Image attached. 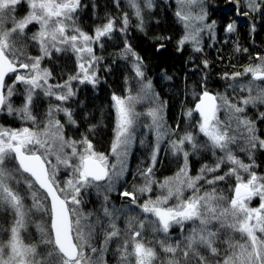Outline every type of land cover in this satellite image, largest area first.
<instances>
[{"label":"snow or ice","instance_id":"6c2138e0","mask_svg":"<svg viewBox=\"0 0 264 264\" xmlns=\"http://www.w3.org/2000/svg\"><path fill=\"white\" fill-rule=\"evenodd\" d=\"M234 2L238 9L242 4L247 7L246 16L249 12L264 14V0ZM200 3L201 0H176L174 15L185 29L177 42L178 50L191 42L197 46L195 50L200 51L199 37L205 29L214 38L216 22L205 23L207 12L203 8L198 13L192 11L193 6ZM21 4L27 5V12L18 17L17 7ZM127 4L139 21L137 27L143 31V12L155 7L154 0H142V3L141 0H127ZM81 7V0H0V112L6 110L9 115H18L22 121L31 124L30 127L20 128L0 125V209L12 216L11 224L4 230L7 239H0V264H106L103 253L108 251L111 241L121 238V230L115 223L118 217L114 215L119 210L107 206V195L104 196L103 215L109 223L103 230V242L99 248L92 246L96 225L83 223L88 217L83 216L76 206L82 202V189L103 186L107 192L113 191V180L122 177L126 171L124 158L140 115L135 111V104L154 93L151 81L145 82L142 58L125 40L119 55L123 59H131L132 70L141 87L136 96L130 92L126 97L112 96L116 125L111 153L116 156L117 163H110L108 155L96 151L87 135H82L79 140L66 138L64 125L55 118V113L63 112L69 124H76L72 110L62 106L64 101L75 95L71 82L79 80L82 84L87 82L95 86L94 66L101 58L94 54L93 45L103 47L105 38L111 39L115 31L125 33L129 25V16L125 13L119 21L108 17L105 23L95 27L93 34H89L76 22ZM32 24L39 28L29 38L26 30ZM235 28L233 21L227 24L225 31L234 32ZM21 39L35 42L40 55L26 56L27 45L17 47V41ZM69 49L76 54L77 73L70 75L63 84H50L52 73L42 68L41 62L53 51ZM258 59L260 64L247 66L243 72L233 73L231 77L225 74L224 78L235 80L250 74L252 81H264V57ZM204 64L207 67V61ZM8 79L12 82L8 83ZM17 85L24 86L20 107H14L12 103ZM248 90L251 92V88ZM38 92L60 102L49 105L43 122L33 114ZM257 102L264 103V90L257 96L244 98L241 104L247 106ZM163 107L160 104L146 113L152 120L149 127L155 130L157 137L151 156L153 166L157 161L159 142L168 134L161 115ZM222 107L231 113L227 123L217 115ZM194 112L199 113L196 127L207 138L206 142L198 144L191 132H185L171 141L173 154L183 153L184 166L174 178H167L159 185L166 194L138 204L137 193H149L153 184L157 183L152 179V166L140 173L144 177L143 186L121 193L131 205L139 207L145 219L135 224L138 218L129 217L128 235L117 244L119 264H157L158 261L159 264H192V261L195 264H212L210 257L216 258L215 264H264V176L252 170L254 162L244 163L229 147L240 139L233 134L235 130L231 128V119L236 120L237 129L242 128L247 134L248 147L240 151L248 152L249 160H252L255 149H264V139L256 135L254 122L242 115L244 107L231 103L226 96L212 95L206 88L198 96L195 108L189 109L185 115L191 118ZM261 116L264 117V113ZM186 144H190L193 151L211 148L213 156H216L217 149L223 155L216 156L214 165H203L193 177L188 173ZM224 165L229 166L228 170L218 175ZM60 168L71 170L63 187L57 180ZM229 178H234L230 196L215 187ZM105 181L107 183L102 185L101 182ZM201 181L211 190H202L198 186ZM185 189L191 190L192 195L185 198ZM254 197H259L258 207L250 206ZM28 199L31 204L25 203ZM172 199L176 203L169 206ZM34 214L41 216V220L35 223L38 239L31 240L29 237L31 242H28L24 234L29 224L33 223ZM149 216L153 219L148 220ZM188 222L196 226L182 239L171 242L168 236L170 230L178 226L183 231ZM97 223H100L99 218ZM146 224L151 226L154 236L163 233V238L147 239L144 233ZM225 232L229 235L221 240ZM233 233H238L240 240H235ZM157 246L166 259L161 260ZM86 249L98 255L94 258Z\"/></svg>","mask_w":264,"mask_h":264},{"label":"trees","instance_id":"16d2710c","mask_svg":"<svg viewBox=\"0 0 264 264\" xmlns=\"http://www.w3.org/2000/svg\"><path fill=\"white\" fill-rule=\"evenodd\" d=\"M81 4L82 7L77 13L76 22L83 31L89 34H92L97 25L105 23L108 17L116 18L119 21L125 13L129 16V25L125 33L115 31L111 39H104L103 47L99 44L94 45L95 55L101 58L99 60L100 70L97 83L95 86H78L74 90L75 95L71 101L72 103H69V109L72 110L76 124L68 131L75 139L79 134L80 136L81 134L87 135L96 151L99 152L107 153L112 140L114 115L113 112L111 115V111L104 113V110L112 108L113 94L121 97H125L128 92L136 94L134 91H137L140 85L139 78L135 76L132 70L131 59L126 60L119 55L124 47L125 40L142 58L145 82L147 80L151 81L156 101L159 105H164V122L175 133H172L175 139L186 132L184 125H189L183 121L184 113L192 109L193 104L205 88L215 95L219 94L226 96L229 100L232 99L238 91L242 92L241 84L252 79H250V74L238 77L235 80L225 79V74L231 77L233 73L243 72V69L247 66L260 64L261 60L258 57H264V14L249 12L246 16L244 13L248 11L247 7L242 4L238 9L234 0H201V7L207 12L205 23L211 24L215 21L216 24L214 38L207 29L201 33L198 45L200 51H196L195 47L197 46L194 47L189 43L178 50L177 42L183 36L184 28L174 15L176 8L173 1L154 0L155 7L150 11L145 10L143 12V31L137 27L139 21L128 6L127 0H118V4L117 0H81ZM233 21L236 24L235 31L226 32L227 24ZM119 27L120 24L117 23V28ZM159 37L165 39H157ZM23 41L25 43V40ZM160 45H163V47L161 48ZM205 61H207V67L204 64ZM58 63L53 61V57L46 63L44 62L52 73L51 80L55 82L64 81L67 79L66 76L69 75V70L67 73L60 66L61 63H59L60 65ZM254 83L258 86L256 87L258 90H264V81H254ZM244 92H242V98H247L249 95L257 96V94L249 91ZM249 106L250 109H245V118L254 122L256 135L264 139V117L261 116V113H264V106L259 102ZM182 109L185 110L184 113ZM197 119L198 116L193 113L191 121L194 123L192 125L196 124ZM1 122H5L2 113H0ZM90 128L92 131H89ZM193 132H196V129H193ZM242 133L243 137L246 133L244 131ZM246 138L247 134L244 140L240 142L242 148L248 147ZM196 140L203 144L201 136H198ZM140 145L141 142L137 135L132 147L133 154L129 159L130 170L127 171L125 176L127 184H130L129 182L136 171L146 169L142 166L146 165V162H139L140 157L135 162L136 154L138 155L142 151ZM237 147L238 143L233 145L231 150L244 163L254 162L256 173L263 174L264 149H255L252 153V160H246L245 156L249 158L248 152H238L237 154V150L240 149ZM198 149L199 151L196 154L189 151L188 157L189 172L196 175L203 165H211L215 161V158L212 160V153H209L208 149ZM171 158L179 163V158L177 160L172 156ZM194 160L200 162L198 168L195 167ZM155 164L153 166V172H155L153 177L157 179L160 178L164 169L170 172L172 169L178 171L181 167L166 162L162 163L158 159ZM132 171H134L133 174ZM233 183L234 181L229 178L226 181L219 182L215 187L222 190L225 195L230 196ZM205 185L204 183L202 186ZM123 188L122 185L115 193L109 192L107 195L108 201L115 206L122 204L120 191ZM128 189L127 187L126 190ZM93 190L92 187L84 189L80 194V199L83 212L85 214L91 213L90 222L96 225L92 246L99 248L103 242V230L107 228L109 219L104 216L100 218L96 213L95 207L99 206V198L104 200V195L95 193ZM98 218L100 223H97ZM115 223L121 230V238H126L128 228L125 220L116 219ZM215 227H218V225ZM215 227L213 230H215ZM228 235L229 233L225 232L220 239L223 240ZM173 238L176 237L173 236ZM176 240L170 238L173 243ZM118 243L119 240L111 241L108 245V251L103 253L106 264H119V254L116 251ZM41 250L43 251V249ZM87 250L90 251V249ZM157 251L160 252L158 246ZM202 252L208 255L205 250H202ZM97 255L91 253L94 258ZM160 257L166 259L162 252H160ZM210 259L212 264H215L216 258L210 257ZM192 264H195V262L192 261Z\"/></svg>","mask_w":264,"mask_h":264},{"label":"rangeland","instance_id":"374dc122","mask_svg":"<svg viewBox=\"0 0 264 264\" xmlns=\"http://www.w3.org/2000/svg\"><path fill=\"white\" fill-rule=\"evenodd\" d=\"M166 1H173V3L175 4V8L177 7L176 6V0H166ZM201 3L196 5V6H193L192 8V11L193 13H198L201 9ZM27 12V5L26 4H21L17 7V13L16 15L19 17V16H23L25 15ZM200 26V25H198ZM202 27V26H201ZM39 26L36 25V24H32L28 27V29L26 30L27 32V36L30 38V36L36 32L38 30ZM184 28V27H183ZM206 30V29H205ZM184 32H185V29H184ZM93 34V32H92ZM25 40V43L24 41ZM189 44L193 45L191 42H189ZM21 45H27L26 49H25V55L26 56H38L40 55V52H39V46L35 43V42H32L30 39H21V40H18L17 41V47H20ZM194 46V45H193ZM195 47V46H194ZM93 51H94V54L95 53V50H94V45H93ZM51 57H53V61L54 62H59L61 63V67L64 68V70L68 73V70H69V75L66 76L67 79L70 75H75L78 71V68H77V58H76V54H74L70 49L67 50V51H64V52H55L53 51L52 55L50 57H46L42 62H41V67L42 68H47V65L44 64V62L46 63V61H48ZM132 64V62H131ZM59 67V66H58ZM48 69V68H47ZM49 70V69H48ZM100 70V64H99V61L95 64L94 66V71H95V75L97 77V80H98V72ZM62 72V71H61ZM65 74V72H64ZM12 79H14V77H12ZM12 79H8V83H11L12 82ZM65 79V80H67ZM251 79V78H250ZM64 80V81H65ZM64 81H61V82H55L53 80H51V78L49 79V83L50 84H63ZM251 82V83H250ZM83 85L85 86H92L91 83H80L79 80H73L71 82V87L73 89V91L75 89L78 88V86L82 87ZM243 85H245L243 87V89L245 90H248V86L250 85H254L255 88L258 87L254 81L252 80H248L246 81ZM140 87L141 85H139V87L137 88V91H134L136 94H131L133 96H136L139 91H140ZM244 90V91H245ZM23 91H24V86L23 85H17V91H16V95L13 96L12 98V103H13V106L14 107H20L23 103ZM262 91V89H257L256 88V91L254 89V92L255 94H259L260 92ZM243 92V91H242ZM245 93V92H244ZM129 95V92L127 93L126 96ZM125 96V97H126ZM73 98V96L71 97ZM69 98L67 101H64L63 102V107L65 108H69L70 105V99ZM57 103H60L59 101H56L54 97H45L43 95V92H38V97H37V100H36V104H37V107L34 108L33 110V114L37 116L38 120L43 122L45 120V114L48 110V107L49 105H55ZM219 103V101H218ZM114 104V102H113ZM113 104H112V107H113ZM263 104L264 106V103H261ZM159 104L156 103V101L152 98L149 99L147 96L145 98H143L140 102L136 103L135 104V111L137 113H140V115L138 116L137 118V123L135 125V129H134V136H133V139L131 141V144L128 148V154L127 156L124 158L125 159V163H126V171L124 172L123 176L120 177L119 179H114L113 180V191H111L112 193H115L118 188H121V186L123 185L124 188L120 191V197L122 198V204H119L117 206H115L113 203H110L109 201L107 202V206L110 208V209H116V210H119L117 211L116 213H114L115 216H117V220L119 219L120 221L121 220H125L126 224H128V219L129 217H132V216H136L138 219L134 222L135 224H138L139 223V220H144L145 219V214L141 213L139 207H137L136 205H131L130 203V200L127 199V198H124L121 193H123L124 191H133L134 188H138V187H141L143 186L144 184V177L140 174L141 172H143L145 169H141L140 171H136L134 173V171H132V174L134 175V177L130 180V184H127L126 181H125V176H126V173L128 170H130L129 168V159L131 158V155L133 154V150H132V147H133V144H134V141L137 137V135L139 136V140L141 142V147H142V151L140 152V154H136L135 156V162L137 161V159L139 158V162H142V161H145L146 162V165H142L144 167H146V169L150 166L153 167V163H152V159H151V156H152V152L153 150L156 148V145H157V137H156V133H155V130L150 128L149 126L151 125L152 123V120H151V117L147 116L146 113L148 112L149 109L151 108H154L156 106H158ZM71 109V108H70ZM113 110H114V129H115V125H116V112H115V108L113 107ZM2 113V115L4 116L5 118V122H1L0 125L4 126V127H10V128H20V127H23V126H31L30 122H25V121H22L18 115H9L7 113V111H3V112H0ZM161 115L163 116V111L161 113ZM219 119L221 121H224L225 123L229 122L230 120V116H231V113L224 107H222L220 109V111L217 113ZM187 117V116H186ZM55 118L56 119H59L61 121V123L64 125V132H65V135H66V138H71V139H75L73 135H71V133L68 131V129L70 128V125L68 122H67V118L64 116V113L63 112H59V113H55ZM200 117L197 119V122L196 124H193L194 122L191 121V118L187 117V123L189 126L187 125H184L185 126V131L186 132H191L193 129H196V132H191V133H194L193 135L197 138L198 136H201V140L203 142H206V137L203 136V134L199 133V129L198 127H196L198 121H199ZM164 125H165V128L168 130V134L165 135L159 142V150L157 152V158H158V155H159V151L161 150V152L163 154H170L174 159L177 160V158H179V167H183L184 166V156H183V153H180V154H173V151L171 149V141L172 140H175V137L172 136V131L171 129H169V125L166 124V122H164ZM68 126V127H67ZM196 127V128H195ZM68 128V129H67ZM231 128L234 131L233 134L237 135V136H241L243 135V129H237V123H236V120L234 118L231 119ZM69 132V133H68ZM246 134L243 136V137H239L240 139L238 140V147L237 148H242L241 147V141L244 140ZM81 138L80 135L76 136V140H79ZM113 138H114V130H113ZM197 142V140H196ZM164 146H166V148H164ZM232 146L233 145H230L229 147L232 149ZM240 149L237 150V154L238 152H241ZM185 151H191V153H197L199 151V149H197L196 151H193L192 150V147L190 144H186L185 145V148H184ZM204 150V148L202 149ZM208 151L209 153H212V150L211 148H208ZM148 152V153H146ZM146 153V154H144ZM242 153V152H241ZM106 155H108L109 157V161L110 163H117V158L116 156H114L112 153H111V146L108 150L107 153H105ZM144 155H148V156H144ZM223 153L220 152L218 149L216 150V156H222ZM216 156H213V153H212V160H216ZM245 159L246 160H249L248 157L245 156ZM54 160V158H53ZM195 161V167L198 168L199 167V164L200 162ZM215 161L211 164V165H214ZM247 163H251V161L247 162ZM181 164V165H180ZM156 165V164H155ZM172 167V166H171ZM180 167V168H181ZM228 165H224L222 167L221 170H219L217 172L218 175H222L223 172H226L228 170ZM255 171V167H253V169ZM179 171V169H178ZM176 169H172L170 172H168V170L165 171V169L162 171V175L160 176V178H154L152 176V179L155 180L157 183L153 184L152 186V191L149 192V193H137V195L139 196V199H138V204H143L145 200L151 198V199H155L157 196H160V195H163V194H166L165 190L161 189L160 188V184L163 183L165 181V179L167 178H174L176 176V173L178 172ZM70 172L71 170L70 169H64V168H60L59 171H58V175H57V180L58 182L61 184V186L63 187V184H64V181H66L67 179H69L70 177ZM256 172V171H255ZM155 172H153L154 174ZM188 173L190 176H196L195 173H190L189 172V168H188ZM257 175H260V176H264V173L261 174V173H257ZM208 178L210 179L211 178V175L208 176ZM233 181H234V178H231ZM107 182H101L102 185L106 184ZM204 185V182L201 181L199 183V187L202 188V190H205V191H210V187L206 184L205 186H202ZM207 186V187H206ZM233 186H234V183H233ZM129 188L131 190H126V188ZM90 187H88L89 189ZM87 189V188H86ZM92 189H94L93 191L96 193H100V194H103L104 196L107 195L109 192L106 191V189L102 186L100 187L99 189H97L95 186L92 187ZM84 189H82L83 191ZM81 191V193H82ZM192 195V191L189 190V189H185V192H184V196L185 198H187L188 196H191ZM231 195V194H230ZM99 206L96 208L95 207V211L99 216L100 218H103V205H104V200L99 198ZM26 204H31V200L28 199L25 201ZM176 203V200L175 199H172L169 201V206H172ZM260 203V200H259V197H254L253 200L250 202V206L251 207H258ZM70 207H73L70 205ZM78 207V210L79 212L83 215V216H86L88 217L87 220H84L83 223L85 224H88V223H91L90 222V216H88V214H85L83 212V209H82V204H80L79 206H76ZM123 208V211L121 212V209ZM96 215V214H95ZM120 217V218H119ZM153 219L152 217H148V220H151ZM41 220V216L40 214H34L32 216V221L33 223H30L29 224V227H28V231L24 234L25 236V239L26 241L28 242H31L29 240V237L31 238V240H36L38 239V235L37 234V229H36V226H35V223L36 222H39ZM45 221H47V218L45 217L44 218ZM11 221H12V216L10 213L6 212L5 210L3 209H0V239H7V234L5 233V229H7L9 227V225L11 224ZM194 225L193 223L191 222H188L186 225H185V228L184 230L182 231L178 226L177 227H174L173 229L171 230H174V233L172 236H177L179 235V238L182 239L183 236H186L188 235L189 231L191 230V228H193ZM170 230V232H171ZM145 235L146 237H149L147 239L151 240V239H154L156 237V239H161L160 236L163 237V233H160L159 235L157 236H154L151 232V226L149 224H146L145 226ZM233 237L235 240H240V236L238 233H233ZM86 252L91 255V251H88L86 249ZM161 258V257H160ZM164 258H161V260H163ZM158 264H159V261H158Z\"/></svg>","mask_w":264,"mask_h":264},{"label":"bare ground","instance_id":"6f19581e","mask_svg":"<svg viewBox=\"0 0 264 264\" xmlns=\"http://www.w3.org/2000/svg\"><path fill=\"white\" fill-rule=\"evenodd\" d=\"M183 35H184V30H183ZM250 77H251V75H250ZM251 79H252V77H251ZM242 86H245V85H243V84H241V87ZM248 88H251V92L252 93H254L255 94V92H254V89H255V91H256V88H255V86L254 85H250V86H248ZM245 89H243L242 88V91H244ZM249 90H245V92H248ZM212 95H215L213 92H211V91H209ZM239 95V96H238ZM242 96V92L241 91H238V93H236L235 94V96L231 99L230 98V102L231 103H233V104H237V105H239V106H241V107H244V113L242 114L243 116H244V118L246 117L245 116V109L246 108H249L250 109V104L249 105H247V106H245V105H243V104H241V101L244 99V98H242L241 97ZM149 99H151L152 100V98L156 101V98L154 97V95H149V96H147ZM72 99L73 98H71L70 99V102L72 101ZM198 102V100L193 104V107H192V109H194L195 108V105H196V103ZM72 103V102H71ZM156 103L158 104V102L156 101ZM260 103V102H259ZM112 104H113V101H112ZM261 104V103H260ZM108 111H111L110 113H111V115H112V112H113V115H114V110H113V107L112 108H108L107 110L105 109L104 110V113H106V112H108ZM184 111L185 110H183L182 109V112L184 113ZM185 113H186V111H185ZM184 113V114H185ZM194 114L195 115H197L198 116V118H199V113H196V112H194ZM184 123H186L188 120H187V117H186V115L184 116ZM71 125V124H70ZM68 127V126H67ZM74 127V125H71L70 126V128L69 129H71V128H73ZM68 129V128H67ZM68 129V130H69ZM191 132H193V130L191 131ZM194 134V133H193ZM80 135V134H79ZM82 135H85V134H81V136ZM241 137H242V135H241ZM112 141H113V135H112V140H111V144H112ZM201 142L203 143V144H205V142H203L202 140H201ZM198 144H200V145H203V144H201V143H199V142H197ZM111 144H110V146H111ZM110 146H109V148H110ZM164 148H166V146H164ZM146 153H148V152H146ZM146 153H144V154H146ZM149 154V153H148ZM144 156H148V155H144ZM159 161H161L162 163L163 162H166V163H169L170 165H173V166H177V165H179V163L177 162V161H175V160H173L172 158H171V155L170 154H163L162 152H161V150L159 151V155H158V158H157ZM132 178H133V176H132ZM108 195V194H107ZM145 233V232H144ZM173 233H174V230H171V232H169V234H168V236H169V238H172V239H174V240H176V239H180L179 238V235H177V236H175L176 238H173ZM36 235H38V234H36ZM146 236V235H145ZM146 238H149V237H146ZM156 238H158V237H156ZM156 238H154V239H156ZM160 238H163L162 236H160ZM124 238L122 237V238H120V240H119V243H121L122 242V240H123Z\"/></svg>","mask_w":264,"mask_h":264}]
</instances>
